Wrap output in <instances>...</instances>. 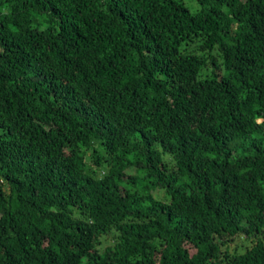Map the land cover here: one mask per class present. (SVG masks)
Returning <instances> with one entry per match:
<instances>
[{"label":"trees","instance_id":"16d2710c","mask_svg":"<svg viewBox=\"0 0 264 264\" xmlns=\"http://www.w3.org/2000/svg\"><path fill=\"white\" fill-rule=\"evenodd\" d=\"M0 264H264V0H0Z\"/></svg>","mask_w":264,"mask_h":264},{"label":"rangeland","instance_id":"374dc122","mask_svg":"<svg viewBox=\"0 0 264 264\" xmlns=\"http://www.w3.org/2000/svg\"><path fill=\"white\" fill-rule=\"evenodd\" d=\"M165 159H168V156L165 155L164 156ZM152 195L155 197V198H159V199H162V200H166L168 197L167 195L165 194V192L162 190V189H155L152 191ZM114 233L113 232H109L107 234H104L101 236V240L103 243L105 244H111L112 243V237H113ZM231 243H230V247H233L235 245L239 246V245H243L244 242H245V237L243 235L241 236H236V237H232L230 239Z\"/></svg>","mask_w":264,"mask_h":264}]
</instances>
